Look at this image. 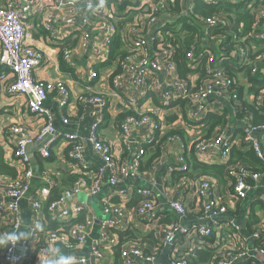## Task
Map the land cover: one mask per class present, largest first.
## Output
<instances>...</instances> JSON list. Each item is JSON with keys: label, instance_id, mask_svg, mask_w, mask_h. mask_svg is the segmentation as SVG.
Listing matches in <instances>:
<instances>
[{"label": "built area", "instance_id": "2783aa9c", "mask_svg": "<svg viewBox=\"0 0 264 264\" xmlns=\"http://www.w3.org/2000/svg\"><path fill=\"white\" fill-rule=\"evenodd\" d=\"M169 1L130 0L131 3L127 4V0H0V106L6 99L12 103L21 95L28 112L43 120L36 131L21 122L8 124L3 130L2 144L4 147L5 144L10 145L12 159L9 164L16 168L18 174L15 178L0 175V238L3 242L0 264H24L36 248L38 263L42 262L48 256V247L56 243H64L72 249L75 243L82 240L84 229L91 222L86 218L85 223H74L65 231L61 227L54 231L46 230L42 203L29 195L34 175L32 157L49 158L59 137L65 139L66 146L72 144L68 158L74 160L80 170H86L82 162V140L75 133L59 130L55 114L46 105L47 98L53 95L60 120L66 122V116L61 111L68 104L69 88L62 78L42 80L35 77V71L44 62L45 56L41 49L30 44L29 39L39 29L46 39L56 45L67 43L61 49L58 47L57 53L69 67H74L76 59L83 55L89 54L91 60L86 75L81 78L86 82L87 90L76 97V102L84 108H98L85 138L98 159L94 168L97 175L94 177L91 171L88 184L84 174L80 173L72 188L64 190L51 201L46 211L52 220L65 222L81 210L80 207L71 210L67 207L73 195L84 191L88 196H95L104 182L117 187L115 196L118 200L112 201L113 195L109 194L102 201V232L91 244L92 264H109L102 249L106 240L105 230L122 231L129 227L128 203L132 197L137 200L135 213L148 223L147 232L153 234L155 243H126L120 249L122 264H163L157 258L163 254L166 245L169 246L167 264H196L192 259L195 249L213 250L212 259L204 264H264V123L253 124L247 116H243L240 135L235 132L233 124L228 123L217 128L212 136L191 142L197 155L209 154L212 157L210 164H227L223 176L226 184L220 185L208 176L180 177L173 184L174 195L164 198V211L157 209L156 186L151 178L149 186L132 185L141 174L143 146L137 143L129 160L118 162L111 141L98 134L99 126L105 123L109 93L94 88L96 82L104 81L94 66L105 61L102 54L107 57L117 32V21H124L120 30L124 53L115 61L117 70L109 68L105 76L112 93L122 98L121 109L137 112V116L129 115L119 125L117 135L123 142L130 141L129 134L133 128L142 126L150 128L147 140L152 139L156 130L160 127L163 130L165 113L176 102L186 106L188 117L195 122H203L209 113L229 111L228 118L230 114H243L244 106L238 94L229 88L231 83L221 57L207 56L205 70L209 79L197 85L196 89H193L195 81L181 79L175 64L164 57L170 54V50L160 43L161 27L167 18L175 15L171 11L166 12ZM193 2L182 0L184 15L192 10ZM255 2L252 0L247 6L252 7ZM133 4L136 6L133 7ZM133 8L138 12L131 21H127ZM254 18L256 25L259 22L261 25L251 36L264 39V10L257 11ZM199 21L204 27L220 22L215 18H201ZM73 41L74 45L68 46ZM237 56L243 65L251 66L252 73L258 70L264 73V52L249 60L247 49L240 48ZM202 57V53L194 54L191 47L186 53L188 66L196 69L202 64ZM256 99L257 104L262 103L264 94ZM145 101H149L150 107L139 109ZM180 108L184 109L183 106ZM172 139L178 140V135ZM233 149L242 152L251 150L257 162L253 166L241 159L230 162ZM157 166L153 161L147 178ZM176 166L179 172L187 170L182 154L177 156ZM41 172L46 184L42 191L48 193L55 178L46 169ZM189 192L195 199L194 211H190L185 204ZM23 199L30 200L33 217L24 236L18 238L20 202ZM257 204L262 206L256 213L257 221L250 231H246L245 223ZM154 221L156 226L150 227L149 224ZM41 236L43 245L39 246ZM77 264H87L86 257H78Z\"/></svg>", "mask_w": 264, "mask_h": 264}, {"label": "crops", "instance_id": "0c3cea01", "mask_svg": "<svg viewBox=\"0 0 264 264\" xmlns=\"http://www.w3.org/2000/svg\"><path fill=\"white\" fill-rule=\"evenodd\" d=\"M29 42L33 46L41 49L45 56L44 62L35 71V77L42 80L62 78L69 88L68 104L61 111V114L66 116V122H61L60 120L59 110L53 100V95H50L49 98H47L46 105L55 114V123L59 130L66 133H75L78 138L82 140L84 148V157L82 162L84 163V167L86 169V171L80 170L74 160L73 162L71 161L72 159H68V156L65 154V139H62L60 137L52 147L51 156L48 159L42 158L39 155L32 157L31 167L34 171V175L31 180V194L29 195H32V198H37L43 204L48 193L42 191L46 184L41 170L46 169L50 172L53 178L63 180L64 173H66V170L69 169L76 173L79 172L84 174L87 179L90 180L92 175L91 171H94V168H96L98 159L92 153L91 146L88 141L85 140V138L89 133V129L95 117L94 115L98 111V108L94 106H88L87 108H84L76 102V97L79 94L85 93L87 90V84L86 82L82 81L81 78L82 75H86L89 63L91 62L89 54L77 58L74 67H69L67 65L66 69H62L59 65V55L57 53L58 45L46 39L44 33L34 32L32 36H30ZM102 58L106 59L105 54H102ZM109 68L112 67L102 68L98 71V74L102 75L101 77L104 79V81L101 80V82H96V84H94V88L104 89L109 93L106 111L109 115V119L99 126L98 134H100L103 138L111 141L118 162L128 161L131 153L137 147V143L141 144L145 151V144L147 141H149L147 140V138L148 135H150L151 130L147 126L133 128L129 134L130 141L128 143L123 142L121 137L117 135L118 129L116 128L115 117L118 114L120 105L123 101L118 94H113L110 90L109 81L105 76L109 73ZM16 98L17 99L12 103L6 99V101L2 102V105L0 106V139H2L3 130L7 128L8 124L21 122L26 124L32 131H36L39 128L40 124H42L43 120L41 117L33 116L28 112L23 96L19 95ZM179 106H183L184 109L181 110L180 107L176 106L170 108L165 113V117L162 121L163 130L160 127L155 132V135L158 136V140L163 136H167L165 140L162 141L163 143H161L160 145L159 156L154 160L158 166L153 172L150 173L149 177L147 178L151 166L149 155L152 154L153 150L149 146L146 147V151L144 155H142L140 163V167L142 168V170L140 169L141 174L137 179L133 181L132 184L135 187L149 186L148 180L149 178H151L155 182L154 184L156 186V188L154 189V191L156 192L155 201L157 204V209L159 211H164L165 209L164 198L174 195L172 187L174 182H176L173 177L175 176V170L177 167V156H179V154L185 153V156L188 158L189 153L194 150L191 146V142L199 138H205V129L203 126V122H195L191 120L187 115L186 106ZM142 107L149 108V101H145L143 104H141V106H139V109H141ZM178 112H180V114L182 115L180 116ZM226 112L230 113L229 111ZM240 120L241 118H236V116H232L230 114L229 123L233 124V126L235 127V132L238 135L241 134ZM175 132H177L178 134ZM213 134L214 131L210 136H212ZM174 135H178V140L172 139ZM158 140L156 141L158 142ZM5 154L7 161L10 162L12 156L10 145L8 144H5ZM197 157L201 162H204L206 164H210V162L213 161L212 157L209 154L197 155ZM79 166L81 167L82 165ZM116 191V186H111L104 182L102 184L100 192L95 196H88L84 191H80L78 194L73 195L68 200L66 204L67 207L70 210L76 207H80L81 210L85 212V217L91 221L86 225L84 229L82 240L75 243V247L72 249H68L64 243L53 244L48 247V256L44 261L38 263V258L36 256L37 253H35L34 257H32V259L31 257H29V260L24 264H45L46 260L54 258L51 256L52 250H59L60 255L72 257L73 264H77V258L81 256L86 257L87 264H92L93 257L90 254L91 244L100 237V233L102 232V201L109 194L113 195L112 201L118 200V198L115 196ZM191 194V192L188 193V196L185 198V204L190 211H194L196 204L195 199L191 197ZM135 204L136 203L134 197L130 198L128 203V208L130 211V220L128 225L130 228H134L135 230H137L140 236H145L148 229V223L140 219L136 215L134 209ZM20 208L21 226L18 232V238L24 236L33 217V210L30 205V200H21ZM259 210H261V208L254 207V212L250 216L254 217V219H256L255 221H257L256 213ZM242 221L243 219L241 220V222ZM249 221L250 220L246 221V227L248 226ZM149 226L155 227L156 222H152L151 224H149ZM105 236L106 240L103 241L102 249L104 255L109 260V264H112L114 260L113 253L116 250V246L118 243V236L114 232V230L111 229L105 230ZM115 242L116 244L111 246V244H114ZM125 244H123L122 247ZM32 247L33 245H31V249ZM2 250L3 242L0 238V257Z\"/></svg>", "mask_w": 264, "mask_h": 264}, {"label": "trees", "instance_id": "16d2710c", "mask_svg": "<svg viewBox=\"0 0 264 264\" xmlns=\"http://www.w3.org/2000/svg\"><path fill=\"white\" fill-rule=\"evenodd\" d=\"M252 0H216L214 2H205L203 0H194L192 10L184 15L182 12V0H171L169 1V8L166 12H173L175 15L171 18H167L166 22L161 27V45L168 50H170L169 55H164L167 61H171L175 64L178 76L187 80L188 82L194 80L196 89L197 85L209 79L208 73L205 70V61L208 55H213L214 57H221L223 59V64L225 66V74L230 80V89L232 92L237 93L240 100L242 96V84L241 80H246L249 85V90L251 92V102L246 103L245 100H241L244 111L243 114H237L236 118H242L247 116L250 122L253 124L264 123V101L260 104L256 99L261 93L264 94V73L258 72L252 73L250 65H243L239 57L237 56L240 48L247 49V57L252 60L254 56L259 53L264 52V39L252 37L251 33L257 30L261 22L256 25L255 13L257 11L264 10V0H256L252 7L247 5ZM127 4H130V0H127ZM133 7L136 4L132 5ZM120 8H123L122 6ZM256 11V12H255ZM138 12L136 9H131L127 21H131L133 16ZM201 18H215L220 20V22H215L213 24H206L205 27L199 21ZM264 19V18H262ZM190 21V22H188ZM124 25V21H117V32L110 44L109 51L105 61L94 66V70L98 71L102 68L112 67L115 69V61L122 56L123 48L120 39V30ZM74 41L68 46L74 45ZM67 46V43L59 44V49ZM193 48L194 54L202 53V64L198 65L196 69H191L188 65L189 62L186 58V53L190 48ZM59 65L62 69H66L67 65L62 61L59 55ZM113 71V72H114ZM112 72V73H113ZM263 75V78H259ZM189 77V78H188ZM151 98L153 103H155V97L151 93ZM122 105V104H121ZM119 108V112L115 117L116 128L119 130V125L129 115L137 116V112L133 109L125 110ZM182 105V102H176L172 106ZM228 113L223 111L222 113H209L203 120V126L205 129L204 137H209L213 131L217 128L225 127L229 123ZM109 119V115L105 112L104 122ZM177 133V132H175ZM178 134V133H177ZM167 136H163L158 140V136H153L152 139L146 142L145 146L150 147L153 151L149 155V161L151 165L153 161L159 156V149L162 141L165 140ZM158 140V142L156 141ZM72 147V144H68L65 148V154L67 155L68 150ZM145 147V151H146ZM144 151V153H145ZM185 159V164L187 170L184 172H179L175 170L174 180H178L180 177L188 176L190 178H197L202 176H208L215 180L219 184H226L224 181V169L227 164H206L201 162L197 157L195 151L189 153V157L182 154ZM48 159V158H47ZM71 160L70 158H68ZM241 159L252 166L257 162L256 157L253 155L251 150L240 151L233 149L230 155V162ZM73 161V160H71ZM74 162V161H73ZM141 163V162H140ZM151 167V166H150ZM142 170V168L140 167ZM42 171V170H41ZM86 171V170H85ZM18 172L15 170L14 166L10 165L7 161L5 154V147L0 139V175L10 178H15ZM93 176L97 175V172L93 171ZM81 174L76 173L72 170H66L64 173V179L58 180L54 179V185L49 189L46 200L42 204V211L44 218L46 220V230L54 231L57 228H62L64 231L74 223H85L86 217L85 212L80 210L78 214L62 223H58L50 218L46 211L47 205L57 199L61 193L72 188L76 179L79 178ZM83 175V174H82ZM89 184L90 181L85 175H83ZM137 200L135 199V203ZM256 207L262 208L257 204ZM249 223L246 227V231H250L252 225L255 223L254 217H249ZM118 236V243L116 250L113 253L114 260L112 264H122L120 258V249L123 244L128 242L136 243H147L149 245H154L155 240L153 234L146 232L145 236H140L138 231L134 228L127 227L125 230L119 231L114 230ZM38 245H43V237L41 236ZM37 249V248H36ZM36 249L32 251L30 257H34ZM213 257V250L211 249H195L192 252V259L196 264H204L209 262ZM30 259V260H31Z\"/></svg>", "mask_w": 264, "mask_h": 264}, {"label": "clouds", "instance_id": "9594fccd", "mask_svg": "<svg viewBox=\"0 0 264 264\" xmlns=\"http://www.w3.org/2000/svg\"><path fill=\"white\" fill-rule=\"evenodd\" d=\"M39 32H42V31L39 29ZM51 256L54 258L46 260L45 264H73L72 257L60 255L59 250H52Z\"/></svg>", "mask_w": 264, "mask_h": 264}, {"label": "rangeland", "instance_id": "374dc122", "mask_svg": "<svg viewBox=\"0 0 264 264\" xmlns=\"http://www.w3.org/2000/svg\"><path fill=\"white\" fill-rule=\"evenodd\" d=\"M241 86H242V96H241V100H245V102L248 104L251 102V92L249 90V85L247 84L246 80H241Z\"/></svg>", "mask_w": 264, "mask_h": 264}, {"label": "water", "instance_id": "95a60500", "mask_svg": "<svg viewBox=\"0 0 264 264\" xmlns=\"http://www.w3.org/2000/svg\"><path fill=\"white\" fill-rule=\"evenodd\" d=\"M169 251V246L166 245L164 248H163V254L157 258L158 261L162 262L163 264H167V260H166V255H167V252Z\"/></svg>", "mask_w": 264, "mask_h": 264}]
</instances>
